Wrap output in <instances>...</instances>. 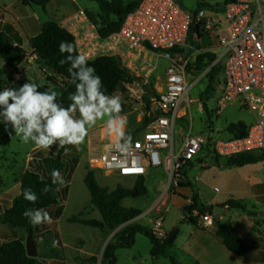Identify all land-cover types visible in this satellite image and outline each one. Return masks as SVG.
Returning a JSON list of instances; mask_svg holds the SVG:
<instances>
[{
  "label": "built area",
  "instance_id": "built-area-1",
  "mask_svg": "<svg viewBox=\"0 0 264 264\" xmlns=\"http://www.w3.org/2000/svg\"><path fill=\"white\" fill-rule=\"evenodd\" d=\"M193 20L192 13L176 0H141L126 17L120 32L107 38L100 36L84 10L63 24L74 37L79 54L88 56V61L118 58L136 78L133 84H149L160 63L168 61L163 80L155 88L157 97L150 106L142 96L134 100L139 101L144 112L133 133L125 130L132 137L133 150L124 153L116 149L117 134L106 125L99 132L98 145L89 160L90 170L135 178L136 182L162 170L165 192L149 213L167 206L170 189L180 188L185 180L183 171L193 162L201 163L208 156L227 160L242 154L264 153V0H235L222 11L203 9L195 20L207 36H216L219 52L222 51L218 61L224 64L223 78L213 93L215 112L219 115L228 105L238 103L255 118L244 137L229 133L227 140H220L213 137L214 131L186 132L177 137L176 127L184 122L192 104L186 77L190 61L181 51L192 49L188 38ZM34 59L37 57L32 55L31 61ZM145 120L148 124L142 127ZM192 214L202 228L213 227L214 214ZM151 230L161 239L167 233L162 228V218L154 222Z\"/></svg>",
  "mask_w": 264,
  "mask_h": 264
},
{
  "label": "trees",
  "instance_id": "trees-1",
  "mask_svg": "<svg viewBox=\"0 0 264 264\" xmlns=\"http://www.w3.org/2000/svg\"><path fill=\"white\" fill-rule=\"evenodd\" d=\"M35 1L45 10L51 0H20L24 6L31 8L30 2ZM98 5L97 17H93L87 12L90 21L97 27L102 38L120 32L126 17L132 13L140 4L141 0H94ZM235 0H226L223 4L210 5L202 3L192 12L193 22L191 24L188 43L193 46L194 39H203L206 34L202 30V25H196V16L203 9H211L214 11H222L230 2ZM32 9V8H31ZM61 41L71 43L75 47V53L79 54L74 37L59 23L48 21L41 24L38 34L29 38V44L32 54L37 57V61L44 63L46 67L54 71L56 76L47 75V82L50 85L38 86L40 91L59 90L61 98L57 97V103L62 107H68L71 103L70 95L75 92V83L68 71L70 64H61L60 60L67 56V53L59 51ZM199 50L198 46L196 48ZM189 54L190 51H181ZM0 55L1 59L6 61V65L0 68V91L10 88V84L21 74L20 67L27 61V53L23 48L21 37L15 31L12 25L7 27L6 32H0ZM218 56L209 52L199 54L196 60L187 65V71L201 72L203 69L210 68L206 75L207 87L201 95L204 102L206 114L209 118L208 132L214 131L213 118L214 114L207 106V102L211 100L213 93L220 84L223 76L224 64L217 61ZM215 63V64H214ZM89 66L94 67L96 74L102 79V91L106 95H115L120 89L126 85H131L136 78L126 70L120 60L115 57H100L92 61H88ZM219 72L221 76L219 77ZM62 79V82L57 78ZM147 98L146 103L150 106L152 100L157 97L153 89V85L146 87ZM149 93H153L151 97ZM208 108V110H207ZM127 106L122 103L121 115H126ZM78 113V112H77ZM2 121V120H0ZM148 124L145 120L142 127ZM246 125L243 123L231 124L227 127L228 133L235 137L246 136ZM67 149V153L65 151ZM220 160L217 159L216 162ZM81 162V154L78 146L66 145L64 148H58L53 145L51 149H35L34 156L30 159L25 173L22 175L20 185L12 191L4 194L0 198V206L3 209L0 215V264H39L36 259L27 256L26 246L23 240L17 236V230H26L29 233L34 232V225L29 218L23 215L26 209H45L48 210L56 207L57 211L53 217L55 221H59L62 216V207L67 203L69 184L73 175ZM224 167H245L264 162L263 154H242L227 159ZM192 167V164L189 165ZM53 170H59L65 183L61 185H53L51 173ZM188 169L183 171L185 180L180 183V188H190L188 179ZM85 184L91 195V203L96 206L103 218L99 221H85L79 218H71V223H81L86 226L99 229H112L117 226L132 222L138 218L143 212L134 208H124L122 203L127 199H139L148 195L146 187V179L137 180L132 189L118 186L115 190L110 191L108 188L101 187L96 180L95 171L90 170L85 178ZM49 187L48 192H43L45 186ZM59 188V191L56 189ZM25 189H31L38 196L35 203H31L24 199L22 193ZM229 209L244 207L229 202ZM224 206V207H225ZM213 206H204L200 204L197 196L192 197L191 202L182 209L184 221L193 225H197V218L193 217V212L198 211L200 215L213 214ZM15 230V231H14ZM11 233V235H10ZM211 233L217 238L225 248L239 258L246 255L247 247L244 240L231 224L222 223L220 219L215 218ZM137 234H144L151 242L150 255L153 259L170 258L173 264L175 259L170 256V250L174 248L179 237L180 229L175 228L171 232L166 233L165 238L156 237L150 227L141 224L128 226L118 237L115 244L109 245L103 256V264H117L118 257L116 255L119 249H129L135 244Z\"/></svg>",
  "mask_w": 264,
  "mask_h": 264
},
{
  "label": "rangeland",
  "instance_id": "rangeland-1",
  "mask_svg": "<svg viewBox=\"0 0 264 264\" xmlns=\"http://www.w3.org/2000/svg\"><path fill=\"white\" fill-rule=\"evenodd\" d=\"M2 1L6 0H0L1 3ZM176 1L185 11L192 13L202 3L216 5L223 4L226 0ZM66 6L69 9L76 10L81 8L89 9L87 12L94 18L97 17L98 12L90 11L98 8L94 0H75L74 3L66 1ZM19 27L22 30L20 25ZM195 42L196 39H194V45L191 46L192 49L189 54H184L185 58L189 59V63L194 62L199 54L205 52L214 54L213 50L218 48L217 41L206 39L202 45L204 50H197ZM198 46V48L201 47L200 45ZM209 46L210 50H206ZM25 49L28 59L21 67L22 78L20 79L21 81H18L19 85H14L13 88H19L25 82H28V80L37 86L50 85L46 78L47 75L56 76L54 71L46 67L44 63H40L35 59L31 61L33 54L29 44H25ZM218 56L219 58L222 56V51L219 52ZM4 65L5 61H1L0 67L3 68ZM167 65L168 61H162L160 63L159 71L153 76L149 84L141 81L133 85H126L115 94L121 96L122 103L127 106L125 116L127 119L126 131L133 133L138 128L137 120L140 119L144 112L139 101L134 102V100L140 96L143 97V100L147 98L148 92L146 91V87L148 85L152 84L154 91L155 88L159 87L160 80H163L164 70ZM209 70L210 68H206L199 73L186 71L187 82L190 87L189 99L192 101V104L184 122L181 124L178 123L176 127L177 137H181L180 134L182 135L186 132H194L196 134L208 133L207 130L210 127L209 118L206 114L201 95L207 87L206 75ZM218 75L220 77L221 73L219 72ZM57 78L63 84L62 79ZM50 88L52 90L54 89L52 85H50ZM54 92L57 93L58 98H61L62 94L58 89L54 90ZM149 95L154 97L153 93H149ZM207 106L214 114V138L227 140L229 138L227 127L231 124L243 123L246 127H249L255 122L253 114L247 109H242L238 103L228 105L219 115L215 112L214 98L207 102ZM76 118H79V113H76ZM107 119L105 117L103 120H98L96 125L88 130V135L83 143L78 145L81 154V163L69 184L68 199L67 203L62 207L61 219L59 221L53 219L57 208L52 207L46 211L52 217L53 222L51 224L34 225L32 236L36 242L38 252V256L34 259L39 264H103L105 250L109 245L117 242L118 237L128 226L141 224L145 227L152 228L154 222L162 218L164 232H171L173 229L179 228L182 236V241L170 250V256L175 259L176 264H194L193 260L186 255L181 245L184 242L183 240H185L184 238L188 236L190 226H192L191 223L184 222L183 220L182 207L186 203L181 188L170 189L167 206H159V208L149 213L154 203L165 192L166 177L162 170L152 172L146 177V187L148 188V195L146 197L136 200L127 199L122 203L124 208H134L143 212L132 222L112 229H99L81 223L70 222V219L74 217L85 221H103L99 209L91 203V195L85 184V178L89 172V160L91 158L90 152H86L85 144L90 134L99 130V125L105 123ZM34 147L36 146L31 141L29 143L22 142L10 124H5L3 121H0V195L15 185L14 180L16 177L19 178L22 175L25 161L30 154V159L34 156ZM95 149L94 147L92 151L94 152ZM201 161V163L193 162L192 167H189L187 172L188 179L192 183L195 191L198 194L200 193L201 197L205 199H211L214 196L236 199L237 196L233 194L236 189L234 186V178L238 174L236 172L239 171L221 167L222 161L224 160H220L221 165H218L215 156H208ZM261 166L264 167V164ZM95 176L97 183L101 187L108 188L110 191L115 190L118 186L131 189L136 184L135 178H120L114 175L107 176L98 170L95 171ZM2 212L3 209L0 206V215ZM1 227L2 225L0 223ZM16 234L26 244L29 232L26 230H17ZM150 251V239L144 234H137L135 244L131 248L117 250V264H173L170 258L153 259Z\"/></svg>",
  "mask_w": 264,
  "mask_h": 264
},
{
  "label": "clouds",
  "instance_id": "clouds-1",
  "mask_svg": "<svg viewBox=\"0 0 264 264\" xmlns=\"http://www.w3.org/2000/svg\"><path fill=\"white\" fill-rule=\"evenodd\" d=\"M59 51L67 53L60 63L70 64L68 71L75 83L70 105L62 107L57 103L56 92H42L28 80L19 88L0 91V120L10 124L22 142L31 141L39 149H51L53 145H58V148L80 145L88 135V130L98 120L107 117V127L117 134L114 147L124 153L132 151V137L125 132L127 119L121 115L122 97L106 95L102 91V79L96 74L95 68L89 66V57L82 53L74 54L73 44L61 41ZM77 112L79 118H76ZM65 151L67 153V149ZM51 178L53 185L62 186L65 183L59 170H53ZM56 190L59 191V188ZM42 191L48 192L49 187L46 185ZM22 195L31 203L38 200L37 194L31 189H25ZM23 215L33 225L53 222L50 214L42 208L26 209Z\"/></svg>",
  "mask_w": 264,
  "mask_h": 264
},
{
  "label": "crops",
  "instance_id": "crops-1",
  "mask_svg": "<svg viewBox=\"0 0 264 264\" xmlns=\"http://www.w3.org/2000/svg\"><path fill=\"white\" fill-rule=\"evenodd\" d=\"M19 1L20 0H6L2 1V3L0 2V32H6L7 27L12 25L15 28L17 34L21 37L23 48L26 51L25 44H29V38L39 33L42 23L39 22L33 9L24 6ZM66 1L74 3L75 0H51L46 9L50 21L59 23L63 26L67 20H69L79 11L84 10L87 12V10H89L86 8H81L78 10L69 9L66 6ZM90 11L98 12V8ZM19 25L22 27V30L20 29ZM206 39L217 41L216 36L214 35H206L200 40L196 39V46H201L199 50H204L202 45ZM206 50H210V46L209 48L207 47ZM213 52L218 56L219 46L213 50ZM1 61L5 60L1 59L0 64ZM21 78L22 73L15 79L13 83L10 84V88H13L14 85H19L18 81H21ZM106 125V122L100 124V129L90 134L89 139L85 144L86 152H90V157L93 154V148H96L98 145L99 132L103 131ZM35 149L38 148L34 147L33 150ZM30 155L25 161L22 175L25 173L28 167ZM225 161L226 160L222 161V165L220 164V161L216 163L221 165V167H224L226 163ZM263 164L264 162L248 165L245 167H228L229 169L239 171L236 172L238 174L236 178H234V186L236 189L233 194L237 196L236 199H229L222 196H214L211 199L202 198L200 193L198 194L195 191L191 182L190 188H181L184 194V200L186 203L185 205L191 202L192 197L197 196L200 204L204 206L224 207L229 202H233L234 204L244 207V209H229L227 206H225L226 210L219 217V219L222 223L231 224L239 233L247 247L246 255L243 258H239L233 253L229 252L225 246H223V244L211 233L213 227L202 228L198 224H192L188 230V236L184 238L185 240H183L184 242L181 243V245L186 255L193 260L194 264H264V167L261 166ZM22 175L19 178H15V185L11 188H8L4 194L12 191L20 185ZM4 194L0 195V198ZM185 205H183V207ZM181 241L182 236L179 234L175 246Z\"/></svg>",
  "mask_w": 264,
  "mask_h": 264
},
{
  "label": "water",
  "instance_id": "water-1",
  "mask_svg": "<svg viewBox=\"0 0 264 264\" xmlns=\"http://www.w3.org/2000/svg\"><path fill=\"white\" fill-rule=\"evenodd\" d=\"M30 5L40 23L44 24L49 21V16L46 10L41 5H39L35 1H31ZM0 60H1V55H0ZM225 210L226 207L215 206L213 209V214L215 215V218L218 219L225 212ZM25 246H26L27 256L29 258L34 259L38 256L37 245L35 240L33 239L32 233H29Z\"/></svg>",
  "mask_w": 264,
  "mask_h": 264
},
{
  "label": "bare ground",
  "instance_id": "bare-ground-1",
  "mask_svg": "<svg viewBox=\"0 0 264 264\" xmlns=\"http://www.w3.org/2000/svg\"><path fill=\"white\" fill-rule=\"evenodd\" d=\"M114 138H116V137L114 136Z\"/></svg>",
  "mask_w": 264,
  "mask_h": 264
}]
</instances>
